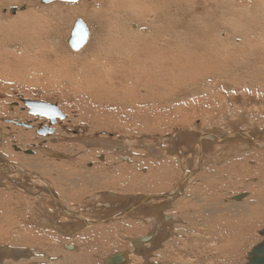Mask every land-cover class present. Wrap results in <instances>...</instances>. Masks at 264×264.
<instances>
[{
    "label": "rangeland",
    "instance_id": "obj_1",
    "mask_svg": "<svg viewBox=\"0 0 264 264\" xmlns=\"http://www.w3.org/2000/svg\"><path fill=\"white\" fill-rule=\"evenodd\" d=\"M0 1L2 2V4L0 2V13L2 12L0 15L1 16L3 15L2 17H0L1 18L0 23L2 25L4 23V27L9 26V27L5 28V29H7L6 35L8 33H11L13 36L14 35L15 36L20 35V36H22V38L26 37L27 39L37 36L38 31H39V27L36 28L37 27L36 24L35 23L33 24V22L31 23V21H34V16L39 14L38 16H42V17L45 16L46 18H48V17L50 18V17H53L54 14L60 13L61 7L64 10H68V11H64V13L66 14V16L68 18L67 20H70L69 17L73 16V18H71V20H70L71 22L73 21V19H77V17L82 18L83 20L89 21L92 28H93V37H92L93 41H91L92 43L90 42L91 44H89L90 45L89 49L86 51L87 53L86 52H85V54L83 53V56H81L80 59L78 56L76 57L75 55H71L70 51L67 49V47L65 45L66 39H67L66 37L68 35V31H66L64 33V37H62V35H63L62 33H60L61 35L58 33L56 34L57 38H55V39H56L58 45L54 50H56V52H58L57 53L58 56H59V54H60V56H65V54H66V57L68 56V58H70V56H71V59L73 58L76 61H79L80 64L84 58H89L90 55L88 56V54H90V53L93 54L96 50V54L91 55L90 59L93 60L95 58V60L93 62L95 65L101 64V65H99V67L96 68V69H98V72L100 74L99 77H98L97 72H95L97 75H94V76L91 75V77L88 79L84 78V80L82 81V79L80 78V80L83 82V84H80L81 81H79V85H78V81L76 83V81H74L73 76H70L69 81H67L68 76H66V75L61 76V74L58 72L56 74L55 69H54L55 67H53V66H55L54 56L50 55L49 50L41 51L38 55H32V56L27 55L28 57L24 56L25 54H23V53H21V54L15 53L14 50L10 51L11 58L8 59L9 62L7 61L6 65H3L0 67V71H1L0 72V109H2L4 112L2 114L0 113V152L3 153L4 156L9 155L10 148H11V150L14 148L15 143H13V140L21 137L22 140L19 141V143H20L19 148L24 150V151H28V150L30 151L31 149H33V150H36L38 153H40L41 157L46 158L45 154L43 152L39 151V148H41V149L46 148V149H50L53 152H56V154L62 155L63 156L62 158L54 157V156L53 157H47V159H49L51 161L49 163H52L53 167L51 166V168L47 169L48 172L46 171V175H44L45 173L43 174V172H39L40 170L37 171V169H34L33 167L30 166L32 164V162L33 161L35 162L36 160H28V159L25 160L24 159V162L22 160V157H24V155H25V158L26 157L32 158V156H36L37 154L36 155H27L24 153V155L22 154L21 157L14 156V155L10 154V156H12V157H10V156H8V157H9L10 161L12 160L11 162L18 164V165L21 164V166H23L22 162L23 163L28 162L27 164H29V165H27L25 168L26 172H29L31 175H34V173H35V175L40 174V176L42 175L46 180L52 182L53 188L59 194V197L61 199L62 204L64 203L63 204L64 206L67 205L66 207L77 206V205L81 204L83 201H85L86 198H88L89 202L92 200L91 203H93V201H95L94 204H100L102 202L104 204L107 203V201H103L105 198H103V200L100 199L99 196L101 194H115V196H117L119 200L120 199H122V200L127 199L130 197H135V196H153V194H155V195H157V194L158 195L168 194L174 188V186L177 185V182L179 180H181V177H183L184 174L193 175V177L190 178L189 180H187L188 182L183 185L184 189L181 188L178 195L175 194L174 197H170V200H168V199L164 200L165 203H164V209H162V213H163V215H168L169 217L176 216L177 223H175L174 225L177 228V232L180 233L178 236L181 237L183 240V241L182 240L181 241L184 242L181 245L180 244L181 242L178 241L179 242L178 243L177 241L172 240V242L169 241L170 243L167 244V246L171 248L172 253L174 252L173 255H175V254L177 255V253L179 254V252H181V255L184 258L182 260H185V262H187L188 259L192 260V257L194 258L195 256H197L199 258H198V260H197V258L195 259L196 264H200V263L202 264V262H205L206 264H211L208 259H209V257H211L210 255L212 253H215L214 246L217 245L218 247H220V246L225 247L228 244V241L233 238L232 241L234 240L235 242H233V244L231 243V247H230V249H228L225 256L217 257V260H216L217 264H244L246 262V257L250 253L251 249L254 246L261 243L264 239L259 234V232L264 229V147L262 149H255V148L253 149V147H252V149L251 148L245 149L241 153H239V151L235 152V154H237L236 155V161L234 160V163L232 161V164L228 165V167L226 165L223 166L224 168L221 167L220 165H217L218 163H216L215 160L212 159L213 157H210V156L207 157V156H205V154H204V156L206 158L204 157V159H206V160L209 159V161H210L209 163H205L204 160L202 163V160L200 159V161L198 160V164H197L196 163L197 161L194 159L195 161L193 160V162L190 163V166H186V164H183V161H181L182 162L181 163L180 160L178 158H176L175 161L172 163V165H169L168 167L165 166V164L162 165V167L163 166L164 167L162 168L163 170L161 172L165 171L166 174L161 176L162 178L160 177L159 180H157V181H156V178L153 179V177H155V175H157V173H151L150 171L155 170V167L157 166V164L158 163L162 164L164 162V160H166V159L165 158L163 159V157H161V159H159L158 157H155L154 155H148L149 152L145 148H148L147 144L149 145V143H154L155 147H152V146L151 147L153 149H155L157 146V148L159 149V152H161V149H162L161 145H163L164 143H167L168 140L173 139V137H175L176 135L182 134L185 132L197 133L199 131L198 134H203V136L207 134V136H208V131H210V130H207V129H210V128L218 126V125H222L224 127L225 124L227 125L228 123L233 122L232 117L235 113L237 116V120H236L237 122L234 121L236 123L233 124L235 129H237L238 131L248 133V132L252 131V129H253V125L250 124V122H252L260 132L262 131L261 136L255 135V137L256 138L259 137L260 141L264 140V137H263L264 136V133H263V131H264V124H263L264 123V117H263L264 116V111H263L264 110V86L260 85L261 81L256 82L258 86L256 85V83L253 82L254 83V85H253V83L251 82V81H253V79H251V78H254V81L258 78H261V76H259L260 74H256L257 72L254 71L255 70L254 68H250V67L247 68V65L244 66V64H242V63H241V66L239 63V67L237 68L235 63H234V62H236V56L230 57V60H228L227 65L231 66L229 71L221 70L222 67L225 66V64H223V62H225L224 58L216 59V63L218 62V60H222V62H220L217 65V70L223 75V77L217 76L219 78V80L218 79L216 80V83H217L215 85L216 87H214V86L210 87L204 83L205 86L202 84L203 87L201 88V89H203V91H201V89H200V91H196L195 89L197 87L195 88L191 82L189 84V79L187 78V76H185V74H178V75L170 74V75H172L169 77L170 85H176L175 83L178 82V79H179L178 83L180 84V86L182 85L181 88L183 89V91L180 92V95H179L181 97H180V99H179V97H178V99L176 98L179 102L177 100L175 101L174 96L171 94L170 101H168L169 103H166L163 107L155 105V107H153V109H152L151 106H152L153 102H151L152 103L151 104L150 101L140 100L137 102V105L133 108L132 105H134V104L131 105L129 100L121 99V97H122L121 93L122 92L119 93L121 91V89H119V91L118 90H115V91L112 90V92H111V90H109V92L107 91L109 89L108 87L111 86V84H113V81L110 80L113 75L110 74V72H109V75H107L106 71L110 70V68L107 69L108 67H106V64L111 63L112 65L118 66V62L120 61V56L99 55L98 49H101L102 47L106 48L107 46H105V45H109L111 42H114L115 41L114 39H116L117 35L113 31H111V29L109 30V28H107V29L100 28L98 26L97 22H95L92 18L91 19L88 18V16L86 17L84 14H80L78 16H76V14L75 15L73 14V12L76 11L78 8L84 7L86 5L85 0H82L79 3L78 2L77 3H67V4L66 3H57V4H53V5H46V6H39L37 4V2L39 0H18V1L17 0H4V1L0 0ZM87 1H88V3H87ZM90 1H92L94 3L90 2ZM238 2H241V0H238ZM86 3L88 5H91V3H92V5L95 6V7L93 6L94 9L91 7V9H92L91 11L94 10L95 12H99L100 14H101V12H104V10L102 8L103 0H98V1L97 0L96 1L95 0H86ZM27 4H28L27 9L25 11H22V14L26 15V17H24L25 20L17 23L18 22L17 17H20L22 15H21V13H19V14L16 13L15 17H14V15H11L8 12V10L10 9L9 7H11V8L12 7H20L22 5H27ZM83 4H84V6H83ZM98 4H100L101 6ZM50 6H51V8H50ZM52 7H55L56 9L52 8ZM203 7L204 6H202V7L196 6V12H198V11L199 12L197 14L196 13L195 14L200 16V14H202L204 12ZM192 9L194 10V8H192ZM5 10H7L6 13L4 12ZM34 10H36V11H34ZM37 11H39V12L37 13ZM40 11H41V13H40ZM71 12H72V14H71ZM177 13L178 12L175 11V9H174V12L172 9V12L170 14L172 16H176ZM30 14H31V16H30ZM65 14H63V15H65ZM229 14H231V13H228V15ZM25 15H23V16H25ZM223 15H227V12H225V14H223ZM221 17H223V16H221ZM218 18L220 19V15ZM2 20H3V22H2ZM121 22H122V20H121ZM54 23H55V21H54ZM132 23L134 25L137 24V26L139 28H141V30H140L141 33L143 32L144 29L150 27V26H148L147 23H144V21H140V22L134 21ZM28 24L30 27L33 24L31 29H34V31L33 30L31 31L30 27H26ZM67 24L68 23H66V25ZM121 24H122L121 25V29H122L121 34L123 36H129V33L127 31V27L125 26V23H121ZM37 25L40 26V24H37ZM59 25L60 24L58 23L57 26H54V24H53V26H50L51 28L48 30V32H46L47 37L45 39H47V38H48V40L51 39L53 37V33H54L52 30L54 28L59 27ZM123 27H124V29H123ZM65 28H70V27L65 26ZM65 28L62 29V32L64 30H66ZM132 28H133V26H132ZM232 28H233V25H230L228 23L225 28H223V29L218 28L219 31L216 29V31H214V32H215V35H217L218 37L213 36V38H215V39H212V40H214V41L227 40V42L230 43L232 46H235V44L238 45L237 42L243 37L235 36ZM25 31L27 32L26 35H24V33H23ZM34 32L36 35L34 34ZM11 34L7 35L6 37H10ZM44 35H45V33L41 37L44 38ZM13 36H11V37H13ZM97 36H99V37L97 38ZM199 37H201V36H199ZM201 38H204L205 40H199L200 43L202 41L205 44L206 41L209 40L208 37H201ZM217 38H219V39H217ZM97 39H98V41H97ZM100 39H102V40H100ZM104 39H106V40H104ZM1 40H2V38H1ZM210 40H211V38H210ZM21 42L17 41L15 44L13 42L12 43L10 42V44L14 45L13 46L14 48H18V47L23 48L24 46H22V45H24L25 41H21ZM20 43H21V45H20ZM203 43H201L202 47L205 48V45H203ZM239 45H241V44H239ZM58 48H60V49H58ZM61 49H63V51ZM235 52H236V54H231V55H238L239 56L242 54L241 51L235 50ZM13 53H15V54L12 55ZM20 55H22V56H20ZM221 55H223V54H221ZM169 56H170L171 60L173 61L174 58L177 59V57L179 55L178 56L177 55H173V56L169 55ZM182 56L185 58L190 57L193 60L203 59V61H207L206 59H209L211 57V55H191V56L181 55L180 59H183ZM243 56H244V54H243ZM243 56H239L240 59H243ZM96 58H98V59H96ZM99 58H100V60H99ZM101 58H102V60H101ZM244 58H245V56H244ZM122 59H123V57H122ZM122 61H124V60H121V62ZM46 62H47V64H46ZM53 62H54V65H52ZM42 64H43V66H42ZM44 64L45 65L49 64V68H48V66H45ZM50 65L53 69H50L51 68ZM46 67H47L48 71H46L47 70V69H45ZM136 68H138V67H136ZM232 68H234V69H232ZM80 69L81 68L75 69L76 74L81 73ZM92 69L95 70V67H92ZM101 69H104V70H101ZM176 69L179 70L178 67H176L172 64V66H170L169 71L176 70ZM50 70H54V72H51ZM205 70H206V68H205ZM49 71L51 73H49ZM254 72H256V73H254ZM104 73H106V75ZM234 74L236 76H233ZM47 75H48V78H47ZM193 75H194V72H193ZM237 75H238V77H237ZM53 76H55V77L57 76L56 79H60V81L58 80L59 82H57V80L55 78H52ZM64 77H66V78H64ZM92 77L96 78L97 81L93 83L94 79ZM221 78L225 79L223 82L226 81V83H224V84L221 83L222 82ZM233 78H235V79H233ZM50 79L53 83L50 82ZM184 79H186V81ZM239 80L240 81L243 80V82H246V84H248V85H246L243 82H240ZM184 81L187 83V85L185 84ZM98 82H99V84H97ZM100 82H101V84H100ZM235 82L236 83L240 82L243 85L238 84L239 87H235V84H236ZM115 84H117V82ZM136 84L137 83H135V85ZM250 84L252 86H254V87H252L253 89L251 88ZM98 85L100 88L98 87ZM188 85H190V86H188ZM118 86L120 87L119 84H118ZM222 86H224V87H222ZM228 86H231V87L234 86V87H232V89L229 87V89H228ZM247 86H249V87L247 88ZM97 87H98V89H97ZM211 88H213V89L211 90ZM236 88H238V89H236ZM240 88H241V91L239 92ZM104 89L105 90L107 89V90L105 91ZM116 91H117V93H116ZM196 92H198V93H196ZM213 92H215V93H213ZM235 93L237 94V96ZM241 93L242 94L244 93L246 96L244 94L242 96ZM89 94H92V96ZM135 94L138 97V99L140 98V99H144V100H145V98L150 96L149 91H147L145 88H143V89L138 88V90L136 91ZM231 94H233V95H231ZM240 94H241V96H240ZM108 95H110V96H108ZM235 96L238 98L236 99ZM92 98L97 99L99 101L92 100ZM108 98H109V100H108ZM228 98L229 99L231 98V99L229 100ZM101 99H102V101H101ZM131 100L137 101L134 98ZM213 100H214V102H216V101L217 102L215 104L213 103L211 105L210 102ZM260 100L262 102H260ZM24 101L44 102V103L55 105L65 115V118L63 120H58L56 122V124H52L50 122V120L45 118V117L35 116V115L30 114L29 108L24 103ZM127 104H129V105H127ZM122 106H125V107H122ZM209 106H210V108H209ZM258 107L261 108V111H259L260 108H258ZM257 108H258V110H257ZM201 109H204V110L210 109L212 111L208 112L209 114L208 113L206 114V112H203ZM4 110H6V111H4ZM248 110H250V111H248ZM252 110H253V112H252ZM201 112H203V113H201ZM139 113L140 114L142 113V116H140ZM259 113L262 115H260ZM202 115L206 116V117H203ZM260 118H262V119L260 120ZM12 121H13V123H12ZM255 121L257 122V124L255 123ZM22 124L28 125L32 129L26 128ZM46 128L49 129V131L46 132V135L45 134L41 135L38 133L39 131H43V129H46ZM57 128L59 129L58 131H57ZM203 132L204 133L206 132V133L204 134ZM214 132L216 133L215 129L211 131V133H214ZM224 134H227V133H224ZM47 136L48 137L54 136V137L51 138L52 139V141H51V139H47ZM98 136L106 137L108 139H105V140H112L113 142H115L114 143L115 146H120V147L124 146V144L126 142L130 141V143L133 146L132 147L133 148L132 153H131L132 155H130V158H129L128 155L126 154V152L122 151V150H112V151H110V150H99L97 148H87V146L83 145V142L86 143L89 139H95ZM70 138H71V140H70ZM83 140H85V141H83ZM142 144L144 146H142ZM225 144L228 145L229 142L225 143ZM225 144L222 145L221 148H224L226 146ZM69 145H70V147H69ZM79 146L82 147L81 150H80ZM92 146H94V145H92ZM77 147H78V149H77ZM83 147H84V149H83ZM73 148H74V150H73ZM225 148H227V147H225ZM88 150H90L92 152L88 153V155H86ZM13 152H15L14 149L12 150V153ZM208 152H213V151L208 149ZM99 156L104 157V159L99 160L98 159ZM14 157L18 160L16 161V159ZM36 157L38 158L39 156L37 155ZM122 157H124L125 159L129 158V161H126V162H125V160L123 161ZM255 157L257 158V160ZM69 158H71V159H69ZM13 159H15V160H13ZM32 159H35V158H32ZM88 159H91V160H88ZM228 159H227V157H225L224 161H227ZM240 160H241V162H240ZM64 161L65 162H68V161L78 162V161H80V162L75 163V165L73 164L74 166L71 165L72 164L71 163L70 165L72 167L70 168L69 171H66V166H64V167L62 166V165H66V164L61 163ZM58 162L61 164H58ZM191 164H192V166H191ZM95 165H97V168L93 167ZM150 166L151 167L153 166L154 168L153 167L151 168ZM59 169L61 171L65 172V174L63 176L64 179L63 178H61L59 180H58V178L56 179L57 175H59L58 174L60 171ZM194 169L196 172L194 171ZM210 169H212V170H210ZM215 169H217L216 170L217 172L215 171ZM118 171H120V172L118 173ZM169 171H171V172H169ZM109 173H112V174L117 173V175H115V176L120 177V178L117 177L118 180L119 179L120 180L116 182L114 180L113 175H112V177H110L111 175H107ZM218 173H219V175H218ZM223 173L226 175L228 173L229 174L226 176ZM72 174L75 175V177ZM208 174H210V175H208ZM121 175H122V177H121ZM202 175H204V176H202ZM206 175H207V178H206ZM239 175H241V176H239ZM232 176H234V177H232ZM23 177L24 176L19 175V176L15 177V179L20 180ZM89 177H91L90 181L93 179L92 180L93 182L91 181L89 184H86L87 180H84V179L89 178ZM106 177L108 179H106ZM194 177H195V179H194ZM216 177L218 179H220L218 181L216 179L217 182L215 181ZM223 177H225V178H223ZM226 177H227V179H226ZM213 178H214V180H213ZM173 179H175V180H173ZM224 179L227 180V182H225ZM236 180H238V181H236ZM239 180H241V182ZM120 181H122V182L120 183ZM206 182H207V184H206ZM230 182H233V184ZM59 183H60V185H59ZM114 183H117V184H114ZM134 183H135V185H134ZM158 183H160V184H158ZM220 183L223 186L225 185L224 188H223V186H221ZM74 184H76L77 186H74ZM80 184H81V186H80ZM95 184H96V186H95ZM129 184L131 185V187ZM239 184H241V186ZM136 185H137V187H136ZM149 185H151V186H149ZM2 186H4V185H0V189H2V190H0V222H1L0 223V229H2V230H0V239H2V240H0V247H5L7 245L6 243H9V242H7V239L9 237H12L11 234L17 233L22 238L20 241L15 242L13 244V246L16 248L22 247L23 244L26 243V239H30V240L34 239V237L36 235H37V237L41 236L40 238H42L45 241L44 245H47L46 243H49V244L51 243L50 245H48L47 249L44 247H41V246L36 247V244L34 245L32 243L29 244L30 247L26 246L27 248H30V249L33 248L32 250L37 251L36 257L38 258V260H39L38 263H40V264L49 263L48 260L50 258H54V259L60 258L62 260V258H64L63 256L67 255V252H68V249H63V245L66 244V246L67 245L69 246V245H72V243H73V245L74 244L77 245V248L79 251H77L78 253L76 252V253L71 254L70 256H67V258L65 260L68 262L67 264H106L105 261L110 256H113L115 254H121L124 252H131V251L135 252L136 251L135 248H133L129 242L130 238L144 237L148 234V231L146 228V227H148V222L145 221V219L142 217L144 215L139 212V211H141V209H139V208H135V209L134 208H130V209L128 208L129 209L128 214H126V215L123 214L124 210H121L118 213H115V211H114V212H110L108 214H105V217L101 218V219H106V218L112 219L114 217V215H119L120 217L122 215H124V216H129V218L122 219L123 220L121 222L122 225L116 224V223L120 222L119 220L114 221L116 218L111 220L112 222L110 220H108L107 225H104V226L100 225V226H97L96 228L93 227L90 230H88V232L86 231L84 234H81V235H79L80 233L78 235L74 234L71 237L62 235V237H60V238L53 235V237L55 236L53 238L52 234L49 235L48 233H46V235H45L44 232H43L44 234H41L39 232L35 233L34 230L25 229L28 227L26 225H25L26 227L22 228L23 225L19 224V222L22 220L25 223L26 221L24 219H15V218L13 219V217H10L9 223L7 222V220H6V222H4L3 218H4V215L6 216V211H7L6 208H9L8 207L9 205L7 204V207H6L5 203H7L9 201H16L15 198L18 196L13 195L12 189H9L10 192H8V191H6L7 188L2 187ZM120 186H122V187H120ZM72 187L73 188L76 187V189H78V190L73 189ZM147 187H149V188H147ZM157 187H160V188L158 189ZM162 187H164V188H162ZM120 188H121V190H120ZM125 188H126V190H125ZM153 188H154V190H153ZM221 188H223V189H221ZM85 189L87 192L85 191ZM219 190H220V193L218 192ZM62 191H64V192H62ZM84 191H85V193H84ZM205 193L206 194L211 193V196L208 197V198H210L209 201H211V202H209V203H205L206 201L204 202V200H206V199H204V196L206 197ZM239 193H240V195L241 194H247V197H246L247 199H243L241 201H233L232 200L233 197L239 195ZM87 194H88V196H87ZM93 194H95V195H93ZM91 195H93V196H91ZM90 196H91V200L89 198ZM230 196L231 197L233 196V197L231 198ZM95 197H97V198L93 199ZM197 197H198V199H200V201L197 199ZM217 197H218V199H217ZM22 198H25V196ZM28 198H29V200L31 199L30 201H32V199L35 200L34 197H32V196L30 197L29 195H28L27 199ZM171 198L173 201L171 200ZM96 200H98L97 203H96ZM213 200H214V202H212ZM226 201H228V202H226ZM198 203H199V205H198ZM203 204H205V205H203ZM207 204H209L210 206ZM211 206H214V207L211 208ZM217 206L220 207V209L217 208ZM195 207H199V208H197L198 210L195 209ZM226 207H227V209H225ZM254 208H255V210H254ZM178 209H179V211H178ZM193 209H195V210H193ZM200 209L201 210L203 209V210L200 212ZM210 209H213L214 212H216L213 214V215H215L214 218L216 217V218H219L222 220H220V221L215 220V222H214L212 217L211 218H208V217L203 218L205 213L208 212L210 214ZM222 210H223L224 215H222ZM135 211L138 213H136ZM219 211H220V213H219ZM130 212L132 215L129 214ZM120 214H122V215H120ZM133 214H136V215H133ZM187 214H188V216H187ZM221 215H222V217H221ZM132 217H133V219H132ZM181 217H183V218H181ZM184 217H186V218H184ZM189 217H191V219ZM10 219H11V221H10ZM95 219L101 220L99 218H95ZM205 219H208V220H205ZM58 221L61 224H65L66 222H68L65 219L64 220L59 219ZM167 222H169V221H167ZM192 223H193V225L194 224H197V225L193 226ZM125 224H129L132 227L131 230L133 231V234H131L129 232H125V229L121 228L123 225L125 226ZM211 226H213L212 228H214V227L220 228V230H219L220 232L217 234L215 233V235H214V241H213L214 245L213 246H212V243H207V242L205 243L204 241H202V239L200 237H198V235H197V233L204 232V234H205V231H208V230L211 231V229H212ZM108 228H109V230H108ZM209 228H211V229H209ZM92 229H93V232H92ZM95 229H97V230H95ZM178 229H179V231H178ZM3 230H5L7 232V234L2 235ZM174 231H175V229H174ZM115 232H117L116 234L118 236H125L126 233L128 235L126 234L125 239H121L122 237H120V238L117 237ZM224 234H225V236H224ZM174 235L175 234H172L173 237H174ZM47 236H48V238H47ZM179 237H175V238H179ZM228 237H230V238H228ZM239 240H241V241H239ZM174 244L177 246H175ZM207 245L208 246L210 245L209 248ZM172 246H174L173 247L174 250H173ZM183 247L185 250L183 249ZM41 248H42V250H41ZM189 248L191 249V251L188 252ZM205 248L207 249V251ZM200 250H202V251H200ZM151 251H153V249ZM177 251H179V252H177ZM144 252L145 251H143V253ZM159 252L160 251L156 250L155 253L152 254V256H147L149 261L150 262H156L154 259H158L155 256H158ZM193 252H196V253L193 254ZM199 252H200V254H199ZM87 253L91 254V256L89 257L91 260L87 259V256H86ZM205 253L208 255H205ZM209 253H211V254H209ZM159 254H161L163 257H165V255H163L164 253H159ZM198 254H199V256H198ZM202 255H204V256H202ZM39 256L42 258V260ZM46 256L49 258L47 259ZM134 256L137 257L138 255L134 254ZM140 257H142V259L144 258L143 256H140ZM82 258L83 259L85 258L84 259L85 263H83L82 260H80ZM177 261L176 262L173 261V262H169V263H167V261H164V263H162V262H159V263L160 264H173V263L174 264H180V261L179 262H177ZM88 262H90V263H88ZM15 263L16 262L14 259H11L9 262V264H15ZM205 263H203V264H205ZM23 264H32V262H26V263L24 262ZM181 264H183V263L181 262Z\"/></svg>",
    "mask_w": 264,
    "mask_h": 264
},
{
    "label": "bare ground",
    "instance_id": "obj_2",
    "mask_svg": "<svg viewBox=\"0 0 264 264\" xmlns=\"http://www.w3.org/2000/svg\"><path fill=\"white\" fill-rule=\"evenodd\" d=\"M90 2H92V1H90ZM57 3H63V2H54V3H51L49 5H53V4H57ZM87 3H88V1H87ZM87 3L85 0V4L87 6L85 5L86 6L85 7L83 4L84 7H80L78 9L76 8L77 10L74 11L73 14L74 15L76 14V16H78L80 14H84L86 17L88 16V18H90V19L92 18L95 22H97V24L100 28H103V29L109 28V30L111 29V31H113L117 35L116 39L113 38L115 40L114 42H111L109 45H105L106 43L104 44L105 46H107L106 48L102 47L101 49H98L99 55L120 56V61L118 62V66L112 65L111 63L106 64V67H108L107 69L110 68V70L106 71L107 75H109V72H110V74L113 75L112 78L110 79L111 81H113V84H111V86L108 87L109 89L108 90L106 89V90L108 92H109V90H111V92H112V90H114V91L118 90L119 91V89H121V91L119 92V93L122 92L121 93V95H122L121 99L129 100L131 105L134 104V105H132L133 108L137 105V102L140 100L150 101V103L153 102V104L151 103L152 109H153V107H155V105L163 107L166 103H169L168 101H170L171 94L174 96L175 101L178 99V97L180 99V97H181V96H179L180 92L183 91V89L181 88L182 85L180 86V84L178 83L179 79H178V82L175 83L176 85H170L169 77L172 76L170 74H173V75L185 74V76H187V78L189 79V84L191 82L195 88L197 87L195 89L196 91H200V89L203 87L202 84L204 85V83L210 87H213V86L216 87L215 86L217 84L216 80L217 79L219 80L218 77L219 76L223 77V75L217 70V65L220 62H222V60H218V62L216 63V59H220V58H224V61H225V62H223V64H225V66H223L221 70L229 71L231 66L227 65L228 60H230V57L236 56V62H234L236 67L238 68L239 63H240V66L242 63V64H244V66L247 65V68H249V67L254 68L255 69L254 71L257 72V73L256 72H254V73L260 74L259 76H261V78H258L255 81H254V78H251V79H253V81H251V82L256 83V82L261 81L260 85L264 86V0H241V2H238V0H103L102 8H103L104 12H101V14L99 12H95L94 10L91 11L92 10L91 7L93 9L95 7L94 5H92V3H94V2H92L91 5H88ZM1 4H2V2H1ZM37 4L39 6H42V5H40V0L37 2ZM98 5H100V4H98ZM26 6L28 7V4ZM196 6L197 7L198 6H201V7L204 6L203 7L204 12L202 14H200V16L196 15L199 12V11L196 12ZM55 7H52V8H55ZM9 8H11V7H9ZM50 8H51V6H50ZM192 8H194V10ZM172 9H173V12H174V9H175V11L178 12L176 16H172L170 14L172 12ZM34 11H36V10H34ZM64 11H68V10H64L61 7V12L54 14L53 17H50V18L49 17L46 18L45 16L44 17L38 16L39 14L34 16V21H31V20L30 21H31V23L33 22V24L34 23L36 24V26H37L36 28L39 27L38 35L35 37H32V38H28V39L26 37L22 38V36H20V35H17V36L14 35L13 36L11 33L7 34V35L11 34L10 37H6L7 36L6 30L7 29H5V28H7L9 26L4 27V23H3V25L0 23L1 24L0 25V40L2 38V40L0 41V67L3 65H6L7 61L9 62L8 59L11 58L10 51H12V50H14L15 53H19V54L23 53V54H25L24 56H26V57H28L29 55L30 56L38 55L41 51L49 50L50 55L54 56L55 66H53V67H55L54 69H55L56 74L58 72L61 74V76H63V75L68 76L67 81H69L70 76H73L74 81H76V83L78 81V85H79V81H81L80 78L83 81L84 78L88 79L91 77V75L94 76V75L98 74V77H99L100 74L98 72V69H96V68L99 67V65H101V64L95 65L93 63L95 58L93 60L90 59L91 55L96 54V50L93 54L92 53L88 54V56L90 55L89 58H84L82 60L81 64L79 63V61H76L73 58L71 59V56H70V58H68V56L66 57V54H65V56H60V54H59V56H58L57 55L58 52H56V50H54L58 45V43L55 39V38H57L56 37L57 33L58 34L62 33L63 34L62 37H64V33L66 31H68V35L66 37L67 39H66L65 45H66L67 49L70 51V54L75 55L76 57L78 56L79 59L81 56H83V53L85 54V52L89 49V46H90L89 44H91L92 43L91 41H93V38H92L93 37V28H92L89 21L84 20L91 29L90 40H89L88 44L85 47H83L80 51L73 52L70 50L68 43H67V40L70 37V32L73 28L75 21L77 19H80V18L77 17V19H73V21L71 22L70 20H71V18H73V16L69 15L70 20H67L68 18L66 16V14L64 13ZM38 12L39 11H37V13ZM225 12H227V15H223V14H225ZM19 13H21L22 16L17 17L18 18L17 23L22 22L23 20H25L24 17H26V15L22 14V12H17V14H19ZM40 13H41V11H40ZM228 13H231V14L228 15ZM63 14H65V15H63ZM71 14H72V12H71ZM23 15H25V16H23ZM219 15H220V19L218 18ZM2 16L0 15V17H2ZM30 16H31V14H30ZM221 16H223V17H221ZM14 17H15V15H14ZM121 20H122V22H121ZM54 21H55V23H54ZM134 21H139V22L144 21V23H147L148 26H150V27L144 29L143 32L141 33L140 32L141 28H139L137 26V24L134 25L132 23ZM2 22H3V20H2ZM58 23L60 24L59 27L54 28L52 30L54 32L53 33L54 38L52 37L49 40H48V38L45 39L47 37L46 32H48V30L51 28L50 26H53V24H54V26H57ZM66 23H68V24L66 25ZM121 23H125V26L127 27V31L129 33V36H123L121 34V31H122V29H121L122 24ZM228 23L230 25H233L232 29H233V33L235 34V36L243 37L237 42L238 45L235 44V46H232L230 43L227 42V40H217L220 37L216 39L217 41L212 40V39H215V38H213V36H215V37L217 36V35H215L214 31H216V29L218 30V28H222V29L225 28ZM33 24H32V26H33ZM37 24H40V26ZM32 26L30 27L28 24L26 27H30V29H31ZM65 26H69L70 28H65ZM132 26H133V28H132ZM64 28L66 30H64L62 32V29H64ZM123 29H124V27H123ZM32 30L34 31V29H31V31ZM23 33H24V35L27 34L26 31ZM44 33H45L44 38H42L41 36ZM34 34H35V32H34ZM11 36H13L14 38ZM199 36L209 38V40H207L205 44L201 41V43H203V45H205V48L202 47V44L199 41V40H205V39L201 38ZM98 37L99 36H97V38ZM210 38H211V40H210ZM106 39H104V40H106ZM100 40H102V39H100ZM17 41L18 42L19 41L20 42L25 41L24 45H22L24 47L23 48H19V47L14 48L13 47L14 45L10 44V42L11 43L13 42L15 44ZM97 41H98V39H97ZM21 43H20V45H21ZM239 44H241V45H239ZM58 49H60V48H58ZM61 50L63 51V49H61ZM235 50L241 51L242 54L239 56H243V54H244L245 58L243 56V59H240V57L238 55H231V54H236ZM15 53H13L12 55H14ZM221 54H223V55H221ZM169 55H172V56L173 55H177V56L179 55V56L177 57V59L174 58V60L172 61ZM181 55H189V56H191V55H211V57L209 59H206L207 61H203V59L193 60L190 57L185 58L183 56H182L183 59H180ZM20 56H22V55H20ZM122 57H123V59H122ZM96 59H98V58H96ZM99 60H100V58H99ZM101 60H102V58H101ZM121 60H124V61L121 62ZM170 62L174 66L178 67L179 70L176 69V70L169 71L170 66H172V64ZM46 64H47V62H46ZM52 65H54V62L52 63ZM42 66H43V64H42ZM45 66H48V68H49V64L45 65ZM50 67H51V65H50ZM92 67H95L96 71L94 69H92ZM136 67H138V68H136ZM76 68H81L80 69L81 73L76 74V70H75ZM205 68H206V70H205ZM45 69H47V67ZM50 69H53V68L51 67ZM232 69H234V68H232ZM101 70H104V69H101ZM46 71H48V69ZM50 71L54 72V70H50ZM50 71H49V73H51ZM95 72H97V74ZM193 72H194V75H193ZM104 74L106 75V73H104ZM238 75H237V77H238ZM233 76H236V75L234 74ZM56 77L53 76L52 78L56 79ZM47 78H48V75H47ZM64 78H66V77H64ZM92 78L94 79L93 83L97 81L96 78H94V77H92ZM235 78H233V79H235ZM56 80H57V82L60 81V79H56ZM184 80L186 81V79H184ZM224 80L225 79H222L221 80L222 82L221 81L220 82L223 84L226 83V81L223 82ZM82 81L80 84H83ZM50 82H52L51 79H50ZM116 82H117V84H115ZM240 82H243V80H241ZM240 82H237V83L235 82L236 83V84L234 83L235 87H239L238 84H241ZM135 83H137V84L135 85ZM243 83L246 84V82H243ZM254 83H253V85H254ZM97 84H99V82ZM100 84H101V82H100ZM118 84L120 85V87L118 86ZM185 84L187 85L186 82H185ZM241 85H243V84H241ZM246 85H248V84H246ZM256 85H257V83H256ZM188 86H190V85H188ZM98 87H99V85H98ZM98 87H97V89H98ZM222 87H224V86H222ZM229 87L232 89V87H234V86H232V87L228 86V89H229ZM248 87L249 86H247V88ZM252 87H254V86L251 85V88ZM138 88H142V89L145 88L147 91H149L150 96L145 98V100L140 99V98L138 99V97L135 94L136 91L138 90ZM212 89L213 88H211V90ZM236 89H238V88H236ZM201 91H203V89H201ZM240 91H241V88H240L239 92ZM116 93H117V91H116ZM196 93H198V92H196ZM213 93H215V92H213ZM241 94H240V96H241ZM243 94H242V96H243ZM89 95L92 96V94H89ZM110 95H108V96H110ZM231 95H233V94H231ZM236 96H237V94H236ZM133 98L137 101H134V100L132 101L131 99H133ZM237 98L238 97H236V99ZM92 100L99 101V100L94 99V98H92ZM108 100H109V98H108ZM101 101H102V99H101ZM216 102H214V100H213L210 102V104L212 105L213 103L215 104ZM260 102H262V101L260 100ZM127 105H129V104H127ZM210 106H209V108H210ZM122 107H125V106H122ZM258 108H260V107H258ZM258 108H257V110H258ZM0 110H1L0 111L1 114L4 113L2 109H0ZM201 110L203 112H206V114L208 112L212 111L210 109H207V110L201 109ZM250 110H248V111H250ZM4 111H6V110H4ZM259 111H261V108L259 109ZM203 112H201V113H203ZM252 112H253V110H252ZM139 115L142 116V113L141 114L139 113ZM260 115H262V114H260ZM203 117H206V116H203ZM232 119H233V122L228 123L227 125L225 124L224 127L222 125H218V126L210 128V129H207V130H210V131H208V136H207V134L204 136H203V134H198L199 131L197 133L185 132V133L178 134V135L175 134L176 136L173 137V139H170V140H168L167 143H164L163 145H161L162 146L161 152H159V149L157 148V146L155 149L152 148V147H155L154 143H149V145L147 144L148 148H145V149L149 152L148 155H154L155 157H158L159 159H161V157H163V159L164 158L166 159V160H164V162L162 164L160 163L161 165L158 163L157 166L155 167V170H151V171L149 170L151 173H157V175L154 174L155 177H153V179L156 178V181H157V180H159V178L161 176L166 174L165 171L161 172L163 170L162 168L164 167V166L162 167V165L165 164V166L168 167L169 165H172V163L175 161L176 158H178L180 160V162L183 161V164H186V166H190V163L193 162L194 159L197 161L196 162L197 164H198V160L200 161V159L202 160V163H203V160L205 161V163H209L210 162L209 159L206 160V159H204V157L210 156V157H213L212 159L215 160L216 163H218L217 165H220L221 167L226 165L228 167V165L232 164V161H233V163H234V160L236 161V155L237 154H235V152L239 151V153H241L245 149H249V148L252 149V147H253V149L254 148L255 149H262L264 147V140L260 141L259 137H257V138L255 137V135L261 136L262 131L260 132L252 122L249 121L250 124L253 125L252 131H250V132L247 131L248 133H246V132L238 131L237 129H235L233 124L237 122L236 121L237 120L236 113L233 115ZM261 119L262 118H260V120ZM58 120H60V119H58ZM234 121H236V122H234ZM12 123H13V121H12ZM255 123L257 124L256 121H255ZM30 129H32V128L30 127ZM214 129L216 130V133L215 132L211 133V131ZM58 130L59 129L57 128V131ZM43 131H49V129L46 128V129H43ZM224 133H227V134H224ZM263 133H264V131H263ZM52 137H54V136H50V137L47 136V139H51ZM100 137L101 136H98V139L96 138V139H89L88 141L86 140L87 142L86 143L83 142V145L87 146V148H97L99 150H110V151L122 150V151L126 152V154L128 155L129 158H130V155H132L131 153H132V149H133L132 147L133 146L130 143V141L126 142L124 144V146L120 147V146H115L114 145L115 142H113L112 140H105L108 138H106V137L100 138ZM20 140H22L21 137L13 140V143H15L14 148H13L15 150V152L12 153L13 149L11 150L10 147L9 148L11 151L9 150V155L4 156L3 153L0 152V185H4L2 187L7 188L6 191H8V192H10L9 189H12L13 195H16L19 197L18 198L15 196L16 201H9V202L5 203L6 207H7V204L9 205L8 206L9 208H6V210H7L6 216L4 215V218H3L4 222H6V220H7V222L9 223L10 217H13V219L14 218L15 219H24L26 221L25 223L22 220L19 222V224L23 225V227L22 226L21 227L24 228V227L28 226L25 229L34 230L35 233L36 232H39L41 234L45 233V235H46V233H48L49 235L52 234V237H53V235H55L58 238L62 237V235L71 237L74 234L76 235L77 233H80L79 235L84 234L86 231L88 232V230H90L93 227L96 228L97 226H100V225H103V226L107 225L108 220L111 221L114 218H116L114 221H117V220L120 221L119 223H116L117 225H122L121 224V222L123 221L122 219L129 218V216H124V215L128 214V210L130 208H134V209L139 208V209H141V211H139V212L144 215L142 217L145 219V221L148 222V227L145 226L147 228L148 234L144 237L130 238L129 239L131 246L133 248H135L136 251L135 252L131 251V252L121 253L124 255V258L126 261L124 264H160L159 262L164 263V261H167V263H169V262H173V261L176 262L177 260H178L177 262L180 261V264H181V262L183 264H186V263L187 264H196L195 259L197 258V260H198V258H199V257L195 256L196 254L194 255L195 256L194 258L192 257V260L188 259L187 262H185V260H182L184 258L181 255V252L177 251V252H179V254L177 253V255L176 254L173 255L174 252L172 253L171 248L167 246V244L170 243L169 241H171V242H172V240L177 241V242L179 241V242H181L180 243L181 245L184 242H182L183 241L182 238L178 236L180 233L177 232V228L174 225L175 223H177L176 216L169 217L168 215H163V213H162V209H164V203H165L164 200H167V199L170 200V197H174L175 194L178 195L180 189L183 188V185L185 183H187L188 182L187 180L192 178L193 175L184 174V176L181 177V180H179L177 182V185H175L174 188L170 192L168 191L169 192L168 194H161V195L153 194V196H135V197H130V198L123 199V200L122 199L119 200L118 197L115 196V194H101L99 197L101 200H103V198H105L103 200V201H107V203H105V204L103 202L100 204H94L95 201H93V203H91V201H92L91 196L95 195V194H93L89 197L91 200L90 202L88 201V198H86L85 201H83L81 204H79L77 206L66 207L67 205L64 206L63 205L64 203L62 204L61 199L59 197V194L53 188L52 182L46 180L42 175L40 176V174L35 175V173H34V175H31L29 172H26L25 168L29 164H27L28 162L23 163L24 159L25 160H27V159L28 160H36L35 162L33 161L30 166L33 167L34 169H37V171L40 170L39 172H43V174L45 173L44 175H46L47 169L51 168V166L53 167L52 163H49L51 161L49 159H47V157H53L54 156V157L62 158L63 156L56 154V152H53L50 149L39 148V151L43 152L45 154L46 158L41 157L40 153H38L36 150H33V149L30 150V151H32V154H27V155H36L37 154L39 157L37 158L36 157L37 155H36V156H32V158H35V159L27 158V157L25 158L24 153L26 151L19 148V144H20L19 141ZM70 140H71V138H70ZM51 141H52V139H51ZM83 141H85V140H83ZM228 142H229V144L226 145L225 143H228ZM224 144L226 145L225 147H227V148H225V147L221 148V146ZM70 145H69V147H70ZM92 145H94L95 147ZM142 146H144V145L142 144ZM81 148L82 147H80V150H81ZM77 149H78V147H77ZM83 149H84V147H83ZM208 149H210L213 152H208ZM73 150H74V148H73ZM91 152L92 151L88 150L86 155H88V153H91ZM10 154L14 155V156H19V157H21L23 154L24 155V157H22V160H23L22 165L23 166H21V164L18 165V164L11 162L12 160L10 161V159L8 157V156H10ZM204 154H205V156H204ZM10 157H12V156H10ZM101 157L102 156H99L98 159L100 160ZM225 157H227V159L228 158L229 159L227 161H224ZM71 158H69V159H71ZM129 158H126L125 162L129 161ZM15 159H13V160H15ZM17 160L18 159H16V161ZM88 160H91V159H88ZM241 160H240V162H241ZM256 160H257V158H256ZM79 162L80 161H78V162H70V161L65 162L64 161L61 163L66 164V165H62V166L63 167L66 166V171H69L70 168L72 167L71 165H73V164L75 165V163H79ZM61 163L58 162V164H61ZM192 164H191V166H192ZM93 167L97 168V165H95ZM210 170H212V169H210ZM216 170L217 169H215V171ZM194 171H195V169H194ZM119 172L120 171H118V173ZM169 172H171V171H169ZM58 174L59 175H57L56 179L57 178H58V180L61 178L64 179L63 176H64L65 172L60 170ZM19 175L24 176V177L20 180H16L15 177H17ZM107 175H111L110 177H112V175H113L114 180L116 182L120 180V179L118 180V178H120V177L115 176V175H117V173L116 174L109 173ZM204 175H202V176H204ZM208 175H210V174H208ZM218 175H219V173H218ZM224 175H226V174H224ZM73 176L75 177V175H73ZM234 176H232V177H234ZM239 176H241V175H239ZM121 177H122V175H121ZM90 178L91 177L84 179V180H87L86 184H89L93 180L92 179L90 181ZM206 178H207V175H206ZM223 178H225V177H223ZM106 179H108V178L106 177ZM194 179H195V177H194ZM216 179H217V181L220 180L216 177L215 181H216ZM226 179H227V177H226ZM173 180H175V179H173ZM213 180H214V178H213ZM236 181H238V180H236ZM239 181L241 182V180H239ZM121 182L122 181H120V183ZM225 182H227V180H225ZM230 183L233 184V182H230ZM114 184H117V183H114ZM158 184H160V183H158ZM206 184H207V182H206ZM59 185H60V183H59ZM134 185H135V183H134ZM239 185L241 186V184H239ZM74 186H77V185L74 184ZM80 186H81V184H80ZM95 186H96V184H95ZM149 186H151V185H149ZM221 186H223V185L221 184ZM224 186H223V188H224ZM120 187H122V186H120ZM130 187H131V185H130ZM136 187H137V185H136ZM147 188H149V187H147ZM157 188L159 189L160 187H157ZM162 188H164V187H162ZM223 188H221V189H223ZM73 189H76V187ZM0 190H2V189H0ZM76 190H78V189H76ZM120 190H121V188H120ZM125 190H126V188H125ZM153 190H154V188H153ZM64 191H62V192H64ZM85 191H86V189H85ZM85 191H84V193H85ZM218 192L220 193V190ZM28 195L30 197L31 196L34 197L35 200L32 199V201H30L31 199L30 200H29V198L27 199ZM239 195H240V193H239ZM24 196H25V198H22ZM87 196H88V194H87ZM210 196H211V193L210 194L207 193L206 197L204 196V199H206V200H204V202L206 201L205 203L211 202V201H209L210 198H208ZM96 198L97 197H95L93 199H96ZM197 199H198V197H197ZM217 199H218V197H217ZM244 199H247V198H244ZM171 200H172V198H171ZM198 200L200 201V199H198ZM97 201L98 200H96V203H97ZM212 202H214V200ZM226 202H228V201H226ZM198 205H199V203H198ZM203 205H205V204H203ZM207 205H209V204H207ZM213 207L214 206H211V208H213ZM197 208H199V207H195V209H197ZM217 208L220 209V207H218V206H217ZM195 209H193V210H195ZM225 209H227V207ZM121 210H124L123 211L124 215L120 214V215H122L121 217L119 215L113 214L114 217L112 219H110V218L101 219V218L105 217V214H108V213L114 212V211H115V213H118ZM202 210L200 209V212ZM254 210H255V208H254ZM178 211H179V209H178ZM136 213H138V212H136ZM214 213H216V212H214L213 209H210V214L207 212L204 214V216L203 215L202 216H203V218L204 217H208V218L212 217L214 222H215V220H218V221L222 220V219H219L216 217L214 218V216H215V215H213ZM219 213H220V211H219ZM129 214H131V212ZM133 215H136V214H133ZM222 215H224L223 210H222ZM222 215H221V217H222ZM187 216H188V214H187ZM133 217H132V219H133ZM168 217H169V219H167ZM95 218H99L101 220H96ZM181 218H183V217H181ZM184 218H186V217H184ZM189 218L191 219V217H189ZM59 219H62V220L65 219L68 222H66L65 224H61L58 221ZM205 220H208V219H205ZM10 221H11V219H10ZM167 221H169V222H167ZM192 225H193V223H192ZM194 225H197V224H194ZM212 227L213 226H211V228ZM121 228L125 229V232H129V233L133 234V231L131 230L132 227L129 224H125V226L123 225ZM211 228H209V229H211ZM174 229H175V231H174ZM0 230H2V229H0ZM95 230H97V229H95ZM108 230H109V228H108ZM219 230H220L219 227H217V228L214 227L211 229V231L210 230L205 231V234H204V232H201V233H197V235H198V237H200L202 239V241H204L205 243L206 242L212 243V246H213L214 245V242H213L214 241V235H215V233L216 234L219 233L220 232ZM178 231H179V229H178ZM92 232H93V229H92ZM116 233L117 232H115V234ZM3 234H7V232L5 230H3L2 235ZM126 234H125V236H118L117 234L116 235L119 238L122 237L121 239H125ZM172 234H175L174 237L172 236ZM11 236L12 237H9L7 239V242H9V243H6L7 245L5 247H0V264H9L11 259L15 260V262H16L15 264H23L24 262L25 263L26 262H32V264H40V263H38L39 260L36 257L37 251L32 250L33 248L30 249L27 247H30L29 244L32 243L34 245L36 244V247L41 246V247H44L47 249L48 245L51 244V243L50 244L46 243L47 245H44L45 241L42 238H40L41 236L37 237V235H36L34 237V239H31V240L26 239V243L23 244L22 247L16 248L13 246V244L15 242L20 241L22 238L17 233L11 234ZM224 236H225V234H224ZM175 237H179V238H175ZM47 238H48V236H47ZM142 238H148V241H145V242L144 241H137L138 239L140 240ZM228 238H230V237H228ZM232 239H230L228 241V244L225 247H221V246L218 247L217 245L214 246L215 253H212V254L209 253V254H211L210 255L211 257H209L208 260L211 264H217V261H216L217 257H219V256L221 257V256L226 255V252L231 247V243L233 244V242H235L234 240L232 241ZM0 240H2V239H0ZM239 241H241V240H239ZM70 246H74V249H69L68 247H70ZM175 246H177V245H175ZM209 246H208V248H209ZM173 247L174 246H172V248ZM63 249H68V252H67V255L63 256L64 258H62V260L60 258H58V259L57 258H55V259L50 258L48 260L49 263H47V262L46 263L47 264H59V263L60 264H67L68 262L65 261L66 260L65 258H67V256H70L71 254L79 251L77 248V245H75V244L73 245V243H72V245H69V246L68 245L66 246V244L63 245ZM152 249H153V251H151ZM183 249H184V247H183ZM189 249H188V252L191 251V249L190 250ZM41 250H42V248H41ZM156 250L160 251L159 253H164L163 255H165V257H163L161 254L158 253V256H155L158 259H154L156 262H150L149 259L147 258V256H152V254L155 253ZM173 250H174V248H173ZM143 251H145L146 253L145 252L143 253ZM200 251H202V250H200ZM206 251H207V249H206ZM194 253H196V252H193V254ZM121 254H115V255H121ZM134 254L138 255V256L135 257ZM199 254H200V252H199ZM199 254H198V256H199ZM205 255H208V254L205 253ZM86 256H87V259H90L89 257L91 256V254L87 253ZM140 256H143L144 260ZM202 256H204V255H202ZM48 258L49 257H47V259ZM84 259L82 258L80 260H82V262L85 263ZM41 260H42V258H41ZM88 263H90V262H88ZM203 263H205V262H202V264Z\"/></svg>",
    "mask_w": 264,
    "mask_h": 264
},
{
    "label": "water",
    "instance_id": "obj_3",
    "mask_svg": "<svg viewBox=\"0 0 264 264\" xmlns=\"http://www.w3.org/2000/svg\"><path fill=\"white\" fill-rule=\"evenodd\" d=\"M82 0H40V5L46 6L54 2H63V3H77ZM27 9L26 5L20 7H12L8 11L11 15H15L17 12H22ZM5 13L7 10L4 11ZM91 36V29L88 24L83 19H77L73 25V28L70 32V37L67 40L68 46L71 51L78 52L83 47H85ZM24 103L29 108V113L35 116L45 117L50 120L52 124H56L57 120H63L65 115L58 109L57 106L51 105L44 102H33V101H24ZM17 125V124H16ZM26 128H30L28 125H23ZM47 131H39V134H46ZM98 139V137H96ZM95 138V139H96ZM26 154H32V151H26ZM104 159V157H101ZM124 161L125 158L122 157ZM247 197V194H241L233 197V201H241ZM169 219V217L167 218ZM260 236L264 238V229L259 232ZM137 241H148V238L138 239ZM69 249H74V246L68 247ZM125 258L124 255H113L106 259V264H124ZM244 264H264V239L261 243L254 246L250 253L246 257V262Z\"/></svg>",
    "mask_w": 264,
    "mask_h": 264
},
{
    "label": "crops",
    "instance_id": "obj_4",
    "mask_svg": "<svg viewBox=\"0 0 264 264\" xmlns=\"http://www.w3.org/2000/svg\"><path fill=\"white\" fill-rule=\"evenodd\" d=\"M79 233H77L76 235H78ZM66 259V258H65Z\"/></svg>",
    "mask_w": 264,
    "mask_h": 264
}]
</instances>
